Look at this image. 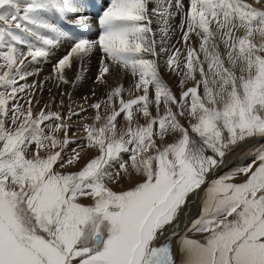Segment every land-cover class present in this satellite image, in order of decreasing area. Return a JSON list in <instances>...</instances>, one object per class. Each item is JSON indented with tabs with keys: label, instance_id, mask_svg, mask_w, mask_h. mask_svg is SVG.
I'll return each instance as SVG.
<instances>
[{
	"label": "snow or ice",
	"instance_id": "6c2138e0",
	"mask_svg": "<svg viewBox=\"0 0 264 264\" xmlns=\"http://www.w3.org/2000/svg\"><path fill=\"white\" fill-rule=\"evenodd\" d=\"M76 11L0 0V264H264V0H110L94 37ZM62 43L46 80L99 51L95 87L37 111Z\"/></svg>",
	"mask_w": 264,
	"mask_h": 264
},
{
	"label": "bare ground",
	"instance_id": "6f19581e",
	"mask_svg": "<svg viewBox=\"0 0 264 264\" xmlns=\"http://www.w3.org/2000/svg\"><path fill=\"white\" fill-rule=\"evenodd\" d=\"M184 2H185V4L187 5V3H188V0H184ZM109 4H110V0H82V2L80 3V0H76V6H77V11H76V15H88V16H91L92 17V20H91V24H92V34L93 35H95L96 34V30H97V13H99V12H101L102 13V11L103 10H105L108 6H109ZM153 5H150V7H152ZM100 13V14H101ZM96 17V18H95ZM95 18V19H94ZM179 17H177L176 18V22L178 23L179 22ZM153 27H156V25L154 24V26ZM91 32H90V35H91ZM178 35L179 34H177V36H174L173 37V42H175V40L176 39H178ZM175 38V39H174ZM68 46V45H67ZM68 48H70V47H67L66 49H68ZM58 49H60V48H57V50ZM56 50V49H55ZM62 51V50H61ZM66 53L65 52H59V53H52V55L50 56L51 58H52V62L53 63H56V61L59 59V58H61L63 55H65ZM93 56V58H95V59H97V61L98 60H100L101 59V56H102V54L99 52V53H95L94 55H92ZM42 63V62H41ZM43 63H45V62H43ZM52 63V64H53ZM92 63V62H91ZM95 65V66H94ZM98 65H99V63H94L92 66H89L88 68H87V72L91 69V73H93V75H91L93 78L92 79H90L89 77H88V79H84L80 84H79V86H77V87H75L73 90H71L70 88H62V87H60V88H57L55 85L53 86V85H47L48 86V88H47V90L44 92L45 93V95L47 96V91H49L48 89H49V87L51 88V91L49 92V93H51V96L53 95V98H54V96H60L61 97V93H64L65 95H63L64 97H67L68 99H69V95L68 94H71V99L73 100V101H75V102H77V103H80V102H82V98L84 97V96H90L91 95V91H92V89L95 87V85L93 84V80H94V78H95V76H96V74H97V67H98ZM47 66H51L50 64L49 65H47ZM31 68H33V67H30V70H31ZM40 69H42V70H47V68H45V67H43V66H41V67H39ZM90 68V69H89ZM49 70H50V67H49ZM53 70V69H52ZM47 73V72H46ZM44 74V73H43ZM48 74V73H47ZM39 75H41V74H39ZM45 75V74H44ZM86 76V75H85ZM162 76H163V79H164V81L167 83V85L169 86V87H172V82H173V77L174 76H172V75H170L168 72H166V71H164V70H162ZM38 77V76H37ZM42 77V76H41ZM45 77H49L48 75H46ZM68 78H69V80H73L74 79V72H69L68 73ZM39 79H41L40 77L38 78V80ZM43 79V78H42ZM34 81H37V79H36V77L34 76V77H30L29 78V83H32V82H34ZM52 81H55V79H52ZM46 82H50L49 80H47V81H45V80H41V83H43V86H45L44 85V83H46ZM175 82V81H174ZM21 83H23V82H21ZM126 84V83H125ZM69 85V84H68ZM69 87V86H68ZM45 88V87H44ZM58 89V90H57ZM175 89H176V86H175ZM179 89V88H178ZM59 90H62V91H59ZM100 90V89H99ZM99 90H98V95H101V93L99 92ZM101 92H103V91H101ZM175 92V91H174ZM176 92H178L177 90H176ZM178 94V93H177ZM42 95V94H41ZM40 96V95H39ZM38 97V96H37ZM50 98V100L51 99H53L52 97H49ZM92 101L91 100H89V103H91ZM69 103V102H68ZM57 105H59L58 104V100H56V103H54L53 105H52V107L53 108H55V109H58V107H57ZM74 107H75V105H73ZM42 106H40V107H37L38 108V110L41 108ZM60 110V109H59ZM85 115H87V113H85ZM81 135V137L83 136V133H81L80 134ZM75 145H71L70 146V148H69V151L71 150V147H74ZM242 148H244V147H242ZM241 148V149H242ZM246 149V148H245ZM244 149V150H245ZM240 154V152H236L235 153V157H234V159L235 158H237V156ZM234 159H230L229 158V163L230 162H232ZM231 169H233V168H231ZM231 169H229V170H231ZM228 171V170H227ZM217 173H219V172H217ZM191 217V216H190ZM177 258V261H179V259H180V257H179V255L176 257Z\"/></svg>",
	"mask_w": 264,
	"mask_h": 264
},
{
	"label": "rangeland",
	"instance_id": "374dc122",
	"mask_svg": "<svg viewBox=\"0 0 264 264\" xmlns=\"http://www.w3.org/2000/svg\"><path fill=\"white\" fill-rule=\"evenodd\" d=\"M82 2V0H80V3ZM101 12H99V13H97V16L100 14ZM96 18V17H95ZM94 18V19H95ZM50 19L53 21V22H56L57 21V17H55V16H53V17H50ZM58 26H61V25H58ZM154 26V25H153ZM64 27H67V26H64ZM153 28H155V27H153ZM92 31V30H91ZM99 31V25H98V23H97V30H96V33ZM90 36H95V35H93L92 34V32H91V35ZM175 39V38H174ZM68 45V46H67ZM67 47H70V44L69 43H62L61 44V46H59L58 48H60V49H56V50H53V52L52 53H61V52H65V53H67L68 52V50H69V48L68 49H66ZM62 50V51H61ZM96 53H99V51H97ZM53 60H52V58L51 57H49V59L47 60V62H45V63H40V64H38V65H34V66H30V67H33V68H39V67H41V66H43V67H45V68H47V70L45 71V70H41L40 71V73L39 74H41V75H39L38 77L37 76H35L36 77V79H37V81H39V82H41V80H45V81H47L46 80V75H48L49 77L50 76H53V65L55 64V63H53L52 62ZM99 61L100 60H98L97 61V59H95V58H93V56H91L89 59H88V61H87V68L89 67V66H92L94 63H99ZM92 62V63H91ZM53 63V64H52ZM51 65V66H47V65ZM95 66V65H94ZM49 67H50V70H49ZM98 68H99V65H98V67H97V71H98ZM40 69V68H39ZM90 69V68H89ZM163 70V69H162ZM91 71V69L88 71V72H86L84 75H86L85 76V78L86 79H88V77L90 78V79H92L93 77L91 76V75H93V73H91L90 72ZM48 74H47V73ZM45 75H44V74ZM42 76V77H41ZM41 78V79H39L38 80V78ZM43 78V79H42ZM84 78V79H85ZM50 82L48 83V82H46V83H44V85L45 86H43V89L42 90H37V92H36V96H35V98L33 99V103L35 104V102H36V100H39L40 101V103L38 104V105H36V110L38 111V108L37 107H40V106H42L43 107V105L45 104V103H48L49 101H50V98L49 97H52L53 98V95L51 96V93H49L50 91H51V88L49 87V91H47L48 93H47V96L45 95V91L47 90V88H48V86L51 84V85H55L56 86V81H52V79H50L49 80ZM71 81V80H70ZM175 81V82H174ZM126 83V84H125ZM127 83H128V81L127 80H125L124 81V84H125V86H127ZM48 85V86H47ZM50 85V86H51ZM69 86V87H68ZM175 86H176V89H175ZM45 87V88H44ZM63 89L65 88H72L73 86H72V84L70 83L69 85H62L61 86ZM179 87H178V79H177V77H173V82H172V87H171V89L173 90V91H175V93L177 94V95H179V89H178ZM74 89V87L71 89V90H73ZM58 90V89H57ZM176 90L178 91V92H176ZM59 91H62V90H59ZM101 91H103V89H100L99 90V92L102 94V92ZM42 94V95H41ZM40 95V96H39ZM38 96V97H37ZM54 98H55V103H56V100H58V104H59V102H60V100L61 99H63V101H64V105H65V108L64 109H60V111H65L66 110V107H67V105H68V102H69V99L67 98V97H64V96H54ZM52 100V99H51ZM52 110L53 111H56V110H59V109H55V108H53L52 107ZM83 115H85V113L84 114H82V116ZM74 119H76V118H74ZM246 148V149H245ZM245 149V150H244ZM239 152H240V154L237 156V158H235L232 162H230L229 163V158L228 159H226V163H225V165L227 164V165H230V167L229 168H227V167H225V171L224 172H222V170L220 171V172H222L221 174H219V173H217V174H219V175H222V174H224V173H226V172H229L230 170L229 169H231V168H236V167H239V166H243V165H245V164H247V163H250L251 162V157H250V155H248V153H247V146L246 147H244V148H242V149H240L239 150ZM228 170V171H227ZM219 175H217V176H219ZM240 177H237V179H236V181L235 182H240ZM130 185H127V184H125L124 185V187L126 188V187H129ZM116 190H121L120 188H117ZM199 207H200V204H199V201H197L196 203H193V204H191L190 205V210H189V216H188V218L189 219H191V215L192 214H197L198 213V211H199ZM177 256H178V254H177Z\"/></svg>",
	"mask_w": 264,
	"mask_h": 264
}]
</instances>
